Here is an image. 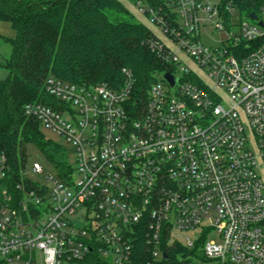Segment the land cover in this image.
Returning <instances> with one entry per match:
<instances>
[{"label":"built area","instance_id":"obj_1","mask_svg":"<svg viewBox=\"0 0 264 264\" xmlns=\"http://www.w3.org/2000/svg\"><path fill=\"white\" fill-rule=\"evenodd\" d=\"M163 3L138 4L168 68L141 100L123 68L117 87L51 77L53 102L25 105L75 163L41 183L23 171L17 204L2 192L0 264H264V3L257 19ZM9 171L2 156L0 179Z\"/></svg>","mask_w":264,"mask_h":264},{"label":"trees","instance_id":"obj_2","mask_svg":"<svg viewBox=\"0 0 264 264\" xmlns=\"http://www.w3.org/2000/svg\"><path fill=\"white\" fill-rule=\"evenodd\" d=\"M133 1L144 7L164 5L163 0ZM263 3L220 0L225 13L226 7H233L241 15L258 14ZM1 21L10 23L14 35L5 37L11 53L0 64L7 72L0 80V158L4 156L10 168L0 179V200L7 190L17 204L25 143L38 145L60 175L70 168L66 149L46 139L37 118L25 113L28 103L53 102L45 91L48 79L117 87L123 82V68H128L136 80L134 95L141 100L156 74L168 68L149 47L153 30L121 0H0ZM138 250L142 252V244ZM168 254L174 258L175 252ZM139 255L132 264H144ZM167 264L176 263L172 259Z\"/></svg>","mask_w":264,"mask_h":264},{"label":"rangeland","instance_id":"obj_3","mask_svg":"<svg viewBox=\"0 0 264 264\" xmlns=\"http://www.w3.org/2000/svg\"><path fill=\"white\" fill-rule=\"evenodd\" d=\"M127 8L133 13L137 20L146 24L149 28L155 31L158 35H161L156 23L148 17L146 14L140 11V8L133 0H121ZM210 3H218L220 0H207ZM237 19V16L236 18ZM14 35V31L7 21L0 22V64L5 62L6 59L10 56L11 53V46L6 41L5 37H11ZM218 37L221 34L218 33ZM208 40V39H207ZM210 40V39H209ZM7 75L6 70L0 65V80H4ZM40 130L43 133L46 139L51 140L54 143L62 145L66 149V157L69 164L73 165L75 163V150L74 148L66 143L59 135L54 133L48 128L40 126ZM24 149V159H25V166L22 169L27 178L31 181L36 183L43 182V178L46 175L53 174L54 176H59L58 168L52 163V161L48 158L46 153L40 149V147L34 143H25L23 146ZM34 162L39 163L42 165L43 168V175H38L32 171V164ZM22 171V176H23ZM210 240H217L215 233H212L209 236Z\"/></svg>","mask_w":264,"mask_h":264},{"label":"water","instance_id":"obj_4","mask_svg":"<svg viewBox=\"0 0 264 264\" xmlns=\"http://www.w3.org/2000/svg\"><path fill=\"white\" fill-rule=\"evenodd\" d=\"M249 16H250L252 19H257V14H256L255 12H251V13L249 14ZM165 78L168 79V80L171 82L172 85L175 83V78H174L171 74L166 73V74H165Z\"/></svg>","mask_w":264,"mask_h":264}]
</instances>
